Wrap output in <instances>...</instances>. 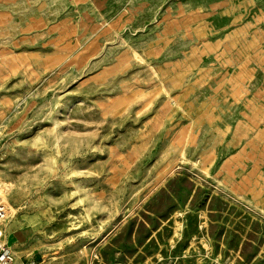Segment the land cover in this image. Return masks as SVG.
<instances>
[{
	"label": "rangeland",
	"instance_id": "1",
	"mask_svg": "<svg viewBox=\"0 0 264 264\" xmlns=\"http://www.w3.org/2000/svg\"><path fill=\"white\" fill-rule=\"evenodd\" d=\"M0 184L16 264H264V0H0Z\"/></svg>",
	"mask_w": 264,
	"mask_h": 264
},
{
	"label": "built area",
	"instance_id": "2",
	"mask_svg": "<svg viewBox=\"0 0 264 264\" xmlns=\"http://www.w3.org/2000/svg\"><path fill=\"white\" fill-rule=\"evenodd\" d=\"M7 213L6 207L0 206V264H16V255L8 241L5 229L1 226V223L8 217ZM22 264H34V261L26 257Z\"/></svg>",
	"mask_w": 264,
	"mask_h": 264
},
{
	"label": "crops",
	"instance_id": "3",
	"mask_svg": "<svg viewBox=\"0 0 264 264\" xmlns=\"http://www.w3.org/2000/svg\"><path fill=\"white\" fill-rule=\"evenodd\" d=\"M20 231H27L28 232V235H27V238L25 240H22V241H19L17 238H16V234ZM32 232H33V229H32V226L30 224H24V225H20V226H17L15 228L12 229L11 231V237L13 238V240H15L17 242V244L19 243H25V241H27V239L29 237H31L32 235ZM10 233V232H9ZM9 235V234H8Z\"/></svg>",
	"mask_w": 264,
	"mask_h": 264
},
{
	"label": "bare ground",
	"instance_id": "4",
	"mask_svg": "<svg viewBox=\"0 0 264 264\" xmlns=\"http://www.w3.org/2000/svg\"><path fill=\"white\" fill-rule=\"evenodd\" d=\"M6 186H2L1 184H0V202H7V197H6V195H5V190H6ZM1 206V205H0ZM31 216V215H30ZM22 217L24 218V217H28V215L27 214H23L22 215ZM31 218H33V216H31ZM36 219V218H35ZM15 224L14 225H12V226H18L19 224L20 225H23L24 223H21V221H19V219H16L15 221ZM26 222V221H25Z\"/></svg>",
	"mask_w": 264,
	"mask_h": 264
}]
</instances>
